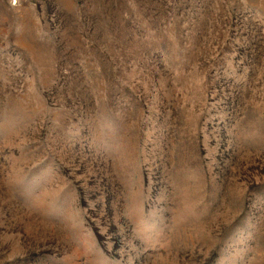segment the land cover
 <instances>
[{
  "label": "rangeland",
  "instance_id": "1",
  "mask_svg": "<svg viewBox=\"0 0 264 264\" xmlns=\"http://www.w3.org/2000/svg\"><path fill=\"white\" fill-rule=\"evenodd\" d=\"M0 264H264V0H0Z\"/></svg>",
  "mask_w": 264,
  "mask_h": 264
}]
</instances>
